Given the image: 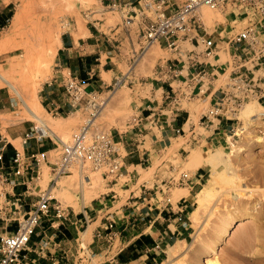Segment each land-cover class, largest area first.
Wrapping results in <instances>:
<instances>
[{
  "label": "rangeland",
  "instance_id": "obj_1",
  "mask_svg": "<svg viewBox=\"0 0 264 264\" xmlns=\"http://www.w3.org/2000/svg\"><path fill=\"white\" fill-rule=\"evenodd\" d=\"M0 8L7 10L10 18L6 27L0 30V48L4 49L0 52V75L11 82L20 95L0 80V140L7 138L13 148L22 152L21 138L35 125L40 126L52 139L44 142L50 144L52 149L45 157L46 162L55 163L62 149L61 144L72 143L84 131H87L88 142L102 131L123 132L131 128L142 108L147 106H143V103L148 101L151 108L161 111L162 91L155 81L156 70L168 59L174 58L175 54L156 43L153 46L154 54L146 56L148 46L142 40L137 24L124 27L121 15L103 8L98 0H0ZM203 9L213 13L211 20ZM202 13L209 34L215 36L218 27L224 29L222 36L231 37L244 24L231 17V9L220 12L204 7ZM236 23L237 29H232ZM87 27L101 34L113 51L112 61L108 60L105 66V70L110 72L95 77L98 81L97 111L84 108L62 116L53 114L45 99V87L57 76V37L62 38L67 31L74 34L78 31V36H82ZM50 51L53 55L49 59L46 53ZM43 57L47 60V67L39 68L38 59ZM214 60L223 62L225 70L224 75L222 70H218L214 86L226 87L230 74V53L221 51L208 61L217 66ZM173 85L176 87L177 83L173 82ZM197 85L195 89L201 86ZM210 86L213 85L203 83V93L192 96L191 100H183L185 123H189L185 133L174 137L160 151L153 152L150 161H144L143 169L138 168L139 176L135 182L138 181V185L147 182L149 187L155 183L157 199L153 202L170 200L176 206L181 197L189 194L188 186L175 185L166 191V178L179 180L184 174L189 177L203 174L200 184L192 191L194 205L187 220L190 236L186 242L176 243L186 248L185 254L169 264H264V123L260 121L261 116L259 121L251 123L243 115V109L239 118L244 130L238 138L231 139L230 134L215 126L211 129L202 127L200 119L212 104L210 91H207ZM22 100L38 114L43 124L30 115ZM94 113L96 116L92 115ZM92 120L96 121L90 126ZM56 144L59 150H56ZM34 145L35 151L43 150ZM146 148H150L149 143ZM195 153L201 156L197 162L192 160ZM214 155L219 156L217 162L221 161L220 164L212 162ZM12 156L10 152L9 157ZM224 160L228 161L227 166H224ZM48 166L41 164L42 174L40 180L36 181L42 191L56 187L55 182L51 183L53 176ZM199 168H203L201 172L197 171ZM85 176L91 178V184H87ZM45 180H48L47 183ZM127 180L124 172L111 183L103 178V171L85 169L82 173L80 168H76L64 174L63 179L60 178L52 196L63 208L72 207L76 213L81 211L85 195L88 205L102 202L104 197L117 205L120 200L129 198L130 192L116 188L119 197L112 198L114 193L110 189L116 183L124 187ZM39 187L33 192H38ZM25 210H29L28 206ZM4 213L5 208L0 207V235L6 234L3 228L6 221L1 218L10 216ZM247 219L249 223L237 228ZM97 225L91 226L87 234H82L86 244L92 241V232ZM17 227L18 222L12 220L7 228L8 233L16 231ZM85 230L86 225H83L82 233ZM115 245L119 246V241ZM103 260L98 256L94 264H101ZM168 260L166 253L158 264H166Z\"/></svg>",
  "mask_w": 264,
  "mask_h": 264
},
{
  "label": "built area",
  "instance_id": "obj_2",
  "mask_svg": "<svg viewBox=\"0 0 264 264\" xmlns=\"http://www.w3.org/2000/svg\"><path fill=\"white\" fill-rule=\"evenodd\" d=\"M100 3L103 8L118 12L124 27L137 24L146 46L158 43L175 54L174 58L168 59L156 70L155 81L163 87L168 85V90L165 91L162 109L152 120V125H158L161 129L173 125L184 110L183 100H191L192 96L203 93L205 82L213 85L207 89L212 104L200 119L202 127L211 129L215 126L222 131V127L228 125L229 128L224 132L235 139L244 130L239 116L246 104L254 101L264 108V0H100ZM204 7L220 12L231 9V17L244 24L231 37L222 36L224 29L218 27L222 31L217 38L209 34L203 21ZM236 25L232 29H237ZM223 48L231 57L229 82L226 87L215 88L218 70L225 74L224 63L214 60L215 66L208 61L224 51ZM173 82L177 83L176 87ZM196 84L197 87L201 86L195 89ZM48 86L56 87L62 99L58 105L48 103L51 113L62 116L84 108L97 111L96 88L89 87L72 72L59 73V77L54 78ZM260 121L264 123V113ZM174 131L178 136L185 133L183 129ZM86 135L87 131H84L72 143L61 144L57 161L46 162V154L28 157L24 153V149L30 148L32 142L43 146L47 139H51L44 128L35 125L21 138L22 152L15 148L10 170L4 165V150L0 148V207L5 208V212L10 215L5 226L6 234L0 235V264H38L29 254L30 244L39 231L47 239L39 241L35 247L38 249L36 253L48 264H94L98 255L91 251L82 235L75 240L74 247L68 249H64L62 243L56 242L51 236L47 237L46 223H49L50 229L59 230L71 218V214L52 196V191H42L36 184L42 174V163L50 165L48 168L54 179L52 184L76 168H80L82 173L85 169L103 171V178L110 181L121 177L125 168L121 140L117 139L113 131L99 132L90 142ZM56 147V150L60 149L59 145ZM20 179L31 195L33 190L40 188L38 199L28 211H23L20 199L12 200L3 191L5 185H18ZM189 182L190 177L184 174L179 180H167L164 187L168 191L175 185L189 186ZM155 190L143 187L144 202L157 198ZM161 191L164 192L163 189ZM167 204L172 206L170 200ZM12 220L18 222V227L16 231L8 233L7 228ZM129 220L135 227L144 222L145 217L133 214ZM179 220L182 221L181 218ZM121 237L115 220H108L95 233V239L103 241L111 253L119 252L120 246L116 247L115 244Z\"/></svg>",
  "mask_w": 264,
  "mask_h": 264
},
{
  "label": "crops",
  "instance_id": "obj_3",
  "mask_svg": "<svg viewBox=\"0 0 264 264\" xmlns=\"http://www.w3.org/2000/svg\"><path fill=\"white\" fill-rule=\"evenodd\" d=\"M98 2L101 5L100 0ZM7 7L5 6V8ZM9 21L7 10L0 8V30H3ZM219 30L217 29V38ZM78 34V31L75 34L69 31L62 34V43L55 56L56 77H59V73L70 71L83 82H86L89 87L95 89L97 88L96 82H98L95 77H102L103 72H110L105 70V66L108 64V60L112 61L113 51L110 50L106 39L101 34L90 30L88 27L86 31L82 32V36H78ZM104 56L105 59L103 60ZM159 86L164 102V95L165 91L168 90V85L163 87L159 84ZM45 89V99L49 104L52 106L61 104V94L57 93L56 87H49L47 84ZM149 103V101L143 103V106L145 104L147 106L142 108L140 116H137L136 122L131 128L123 132L119 130L113 132L117 139L121 140V154L125 157L123 172L128 180L123 185L124 187L116 183L110 191L114 193L112 198H117L119 196L115 189L121 188L124 192H130L129 198L120 200L117 205H115V202L106 200L105 197L103 198L104 201L99 203L92 202L89 205L84 199L81 211L78 213L71 206V208L68 207L66 210L71 214V218L59 230L50 229L46 225L47 237L51 236L56 242L62 243L64 249H68L70 246L74 247L75 240L82 235L83 225H86V230L83 233L85 235L89 232L91 226L98 224L92 232V241L88 245L93 253L104 259L101 264H158V262L163 260L172 245L177 242H186L190 236L188 233L190 225H188L187 220L189 219L190 208L194 205L191 199L193 197L192 191L200 184L203 174L197 173L195 176L190 177L189 186L187 187L189 194L181 197L176 206L173 204L171 206L166 201L154 203L153 201L157 198L144 202L143 187L154 189L155 183L152 187H149L147 182L141 185H138V181L135 182L139 176L138 168L143 169L144 161H150L154 154L153 152L160 151L165 144L174 140V137L177 136L175 129L185 130L186 125L189 124L185 123L186 119L182 112L171 126L169 124V126L167 125L164 129H161L158 125H152L151 122L158 115L159 112L156 110H159V108L155 110V108H151L152 106ZM222 128L225 131L229 126L224 125ZM2 142L4 143L3 145L1 144ZM10 143L4 137L0 140V148L4 150V165L7 170L12 168V157L16 148H9V145L12 146ZM148 143L150 148H146ZM34 144L32 142L30 148L24 149V153L28 157L32 154L47 155L52 151L48 143L38 146V148H43L42 151L40 149L35 151ZM10 152L13 153L12 157H9ZM147 158L149 160H146ZM202 169L199 168L197 171L201 172ZM171 178H166V180ZM52 189H57V184ZM3 191L9 198H13L12 200L20 199L23 211H28L25 210V207L28 206L30 209L32 203L38 199L39 195V190L36 193L34 191L33 195H31V192L27 191V187L22 183L21 179L16 186L5 185ZM6 214L4 213V215ZM133 214L144 216V222L132 227L129 218ZM5 217L1 219L6 221L4 223L6 226L9 218ZM180 218L182 221L179 220ZM108 220H115L117 228L121 231L122 237L119 240V252H108L107 245L103 241L95 239L96 231L104 227ZM5 226L3 227L4 229L6 228ZM43 234L42 231H39L30 244L31 253L29 256L31 259L37 260L38 264H48L45 259L39 258L36 253L38 249H35L40 240L44 239L45 241L47 239L43 237ZM166 249L168 250L166 251ZM52 252L54 251L52 250ZM58 253H61L60 250H58Z\"/></svg>",
  "mask_w": 264,
  "mask_h": 264
},
{
  "label": "bare ground",
  "instance_id": "obj_4",
  "mask_svg": "<svg viewBox=\"0 0 264 264\" xmlns=\"http://www.w3.org/2000/svg\"><path fill=\"white\" fill-rule=\"evenodd\" d=\"M204 10V12H205V14H206V16H207V18L208 19H210L211 20V18H212V14L213 13H211V12H208V11H206L205 9H203ZM203 14V13H202ZM205 16V15H204ZM203 21H204V19H203ZM204 23H205V21H204ZM206 24V23H205ZM57 42H58V44H59V46H61V43H62V39H61V37L60 36H58L57 37ZM156 44V43H155ZM155 44H151L150 46H148V49H147V51H146V56H151V55H153L154 54V52H153V46L155 45ZM4 49L3 48H0V52H2ZM47 54V58H51V56L53 55V52L52 51H50L49 53H46ZM38 65H39V68H42V67H47V60H46V58L45 57H43V58H39L38 59ZM40 79V78H39ZM0 80L3 82V84L4 85H8L17 95H19V92L17 91V89L15 88V86L11 83V82H9L8 80H6V79H4L1 75H0ZM2 85H0V87H1ZM34 90H35V88H34ZM19 97H20V95H19ZM23 101V104H24V106L26 107V109H27V111L30 113V115L33 117V118H35V120L36 121H39V122H41L42 123V121H41V119H40V117L38 116V114H36L30 107H29V105L24 101V100H22ZM101 106H102V103H101ZM261 109H263V107L260 105V104H258L257 102H253V103H250V104H247L246 105V107H244V111H243V115L246 117V118H248L249 119V121L251 122V123H256L257 121H259L260 120V116H261ZM99 112V111H98ZM96 116V115H95ZM95 121L96 120H92L91 122H90V126H92L94 123H95ZM43 124V123H42ZM44 126V125H43ZM44 127H46V126H44ZM48 128V127H47ZM50 131V130H49ZM220 154V153H219ZM218 154V155H219ZM218 155H214L212 158H211V160H212V162H214L215 164H216V162L219 160V156ZM194 157H192V160L193 161H196L197 162V160L198 159H200V157L201 156H198L196 153H195V155H193ZM208 160H210V159H208ZM207 161V160H206ZM210 162V161H209ZM221 162V161H220ZM220 162H217V163H219L220 164ZM199 163H200V161H199ZM203 163V162H202ZM213 163V164H214ZM223 163H225L224 164V166H227L228 165V161L227 160H224L223 161ZM207 164V163H206ZM209 164V163H208ZM211 164V163H210ZM209 164V165H210ZM203 165V164H202ZM212 166V165H211ZM215 166V165H214ZM205 167V166H204ZM229 167V166H228ZM231 167V166H230ZM229 167V168H230ZM61 179H63V176L61 177ZM54 180V179H53ZM52 180V181H53ZM59 180H60V178L59 179H57V180H55L56 181V184L59 182ZM46 181V183H47V181L48 180H45ZM86 181H87V184H91V178H87L86 179ZM42 182L44 183V180H42ZM52 183V182H51ZM53 187H51V189L50 190H48V191H54L55 189H52ZM202 194V193H201ZM85 200H87V196L85 195ZM248 220V219H247ZM240 222H243V221H240ZM250 221L248 220V221H246L245 223H240V225H238V227L237 228H242L245 224H247V223H249ZM184 248L185 247H183V245L182 244H176L175 246H171L170 248H169V250H168V258H169V260L167 261V263L166 264H169L170 263V261L172 262L173 260H175V258H178V257H181L183 254H185V251H186V248H185V250H184ZM184 256V255H183ZM210 264H214V263H210Z\"/></svg>",
  "mask_w": 264,
  "mask_h": 264
},
{
  "label": "trees",
  "instance_id": "obj_5",
  "mask_svg": "<svg viewBox=\"0 0 264 264\" xmlns=\"http://www.w3.org/2000/svg\"><path fill=\"white\" fill-rule=\"evenodd\" d=\"M9 148L13 149V147L11 145L8 146Z\"/></svg>",
  "mask_w": 264,
  "mask_h": 264
}]
</instances>
